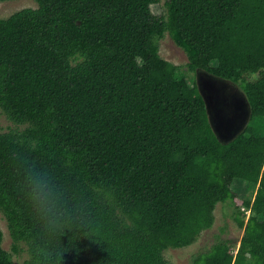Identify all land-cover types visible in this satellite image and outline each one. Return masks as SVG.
<instances>
[{"label":"trees","instance_id":"trees-1","mask_svg":"<svg viewBox=\"0 0 264 264\" xmlns=\"http://www.w3.org/2000/svg\"><path fill=\"white\" fill-rule=\"evenodd\" d=\"M35 1L0 18V110L24 125L0 129V212L22 264H168L164 250L193 243L227 200L236 252L221 240L191 264H264V0H164L159 14L161 0ZM165 32L185 69L245 94L232 140L159 54Z\"/></svg>","mask_w":264,"mask_h":264},{"label":"rangeland","instance_id":"rangeland-1","mask_svg":"<svg viewBox=\"0 0 264 264\" xmlns=\"http://www.w3.org/2000/svg\"><path fill=\"white\" fill-rule=\"evenodd\" d=\"M163 2L164 0H161L160 3L151 5V10L154 14H159L161 11H163ZM36 6L37 3L35 0L0 1V18L7 17L21 8ZM157 42L159 45V54L164 59L169 60L176 65H180L181 67L178 69V71L184 73L185 78L190 85H192L193 81L199 83L201 89H203L205 94L208 95L211 104H213V108L211 107V111L213 110L216 116H219L221 114L220 110H222H219V108L217 107V102L219 100H224L226 104L232 105V107L236 102H240L239 95L237 93H232L237 92L236 88L233 87L234 83L232 81H227V84L225 85L223 80H220L217 77L204 71L190 72L185 69L184 64L187 61L186 53L172 40L167 32L161 35L158 38ZM215 85L216 88L213 91ZM215 93L217 94L214 100ZM223 112H227L224 113V116H226L230 111ZM23 127L24 125L15 124L4 114L2 110H0V129L2 131H7L8 129L12 128L22 129ZM244 129L242 131H244ZM231 187L234 193L238 196V199L242 197L252 198L254 195L255 187L251 185H249L248 187V184L245 181L234 179L231 183ZM239 210L243 211L242 206L239 208ZM249 211L250 210L248 209L243 212H245V215L247 216ZM213 212L214 220L212 225L209 228L201 231V233L193 243L180 248L170 247L164 250L163 256L167 260L168 264H191L192 257L196 253L205 251L213 243L221 240L228 242L229 245H233L234 252H236L243 233V229L239 227L236 220V216L239 215L237 203L231 200L218 202ZM0 229L3 233L2 246L4 249L10 252L13 264H22L23 261L28 257L26 246L21 244L22 250L19 253H15L12 251V242L7 229L6 219L1 212Z\"/></svg>","mask_w":264,"mask_h":264},{"label":"water","instance_id":"water-1","mask_svg":"<svg viewBox=\"0 0 264 264\" xmlns=\"http://www.w3.org/2000/svg\"><path fill=\"white\" fill-rule=\"evenodd\" d=\"M199 71L202 72L204 70L197 69L196 72H199ZM204 72L211 74L207 71H204ZM213 76L217 77L220 80H223L225 85L227 84V81H230L228 79H224L216 75H213ZM196 84L205 102V108H206L209 124L212 127L214 133L216 134L217 138L221 142H224V143L232 140L234 137H236L239 133L242 132V130L244 129V127L249 121L250 106L246 99L245 94L238 88L236 84H234L233 87L236 88L237 92H232V93L234 94L237 93L239 95V99L241 103L238 101L232 107V105L226 104L224 100L222 101L219 100L217 102V107L219 108V110L222 109L223 111H230V112L228 115L224 116V113H227V112H223L222 110H220L221 114L219 116H216L213 110L211 111V107L213 108V104H211L210 99L208 98V95L205 94L203 89H201L199 83L196 82ZM215 88H216V85L213 91L215 90ZM216 94L217 93L214 94V100H215Z\"/></svg>","mask_w":264,"mask_h":264}]
</instances>
